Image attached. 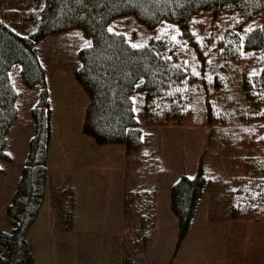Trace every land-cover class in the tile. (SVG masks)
<instances>
[{
  "label": "trees",
  "instance_id": "1",
  "mask_svg": "<svg viewBox=\"0 0 264 264\" xmlns=\"http://www.w3.org/2000/svg\"><path fill=\"white\" fill-rule=\"evenodd\" d=\"M4 1L12 6L6 10L16 8L14 3L20 2L21 13L15 14L21 22L13 25L21 30L0 16L3 161L12 160L8 141L20 116L19 93L11 69L19 64L23 83L38 86L39 91L30 108L33 130L27 155L0 225V264H35L27 232L45 199L51 116L47 70L39 42L49 34L73 27H81L87 37L77 47L74 63L76 79L88 95L84 133L101 145L124 144L131 154L146 141L143 124H177L189 118L210 124L219 120L237 126L255 123L247 127L252 152L244 161L246 171L234 178L238 184L246 180L251 189L225 192L226 196L211 204L210 220H221L225 213L226 218L253 216L251 201L264 208V132L259 133L264 129L260 125L264 121V0ZM127 14H133L151 30L147 40L135 43L125 31L110 26L113 18ZM164 24L175 30L161 28ZM248 51L258 54L249 71L242 62ZM214 55L220 61L217 71L211 70ZM216 100L219 110L215 108ZM128 159L127 168H131L135 160ZM210 184L216 183L201 164L194 174L183 173L171 183L170 207L177 218L178 234L167 264L186 236ZM74 199L71 183L52 190L55 223L62 230L73 226ZM123 208L125 221L128 216L134 231L130 239L109 237V260L140 264L138 255L147 248L156 221L153 191L127 190ZM216 210L222 218L215 216Z\"/></svg>",
  "mask_w": 264,
  "mask_h": 264
},
{
  "label": "rangeland",
  "instance_id": "2",
  "mask_svg": "<svg viewBox=\"0 0 264 264\" xmlns=\"http://www.w3.org/2000/svg\"><path fill=\"white\" fill-rule=\"evenodd\" d=\"M14 4L18 7V12L15 11L17 7L6 10L12 6L4 0H0V16L10 21L13 27L21 30L13 25L16 22H21L20 17L15 14L21 13V5L20 2ZM110 26L125 31L131 41L135 43L147 40L151 32L133 14L113 18ZM161 28L175 30L168 24L162 25ZM84 41H87V37L82 28L73 27L49 34L39 42L40 56L47 70L49 96L51 93L58 112L64 111L63 104L71 107L67 109H81V111V106L86 105V111L87 103L84 104L83 98L84 88L78 83L83 92L77 89L74 81L75 53L77 47ZM257 57V53L250 51L243 55L242 62H245L248 71L258 60ZM219 68L220 61L214 55L211 59V70L217 71ZM11 75L19 93L20 116L11 130L8 141V150L13 156L12 160L7 162L0 159L2 167L0 172V225L4 223L5 205L11 199L21 165L27 155L28 137L33 130L30 108L36 102L39 91L38 86L28 87L23 83L19 64L11 69ZM74 89H77V93ZM86 96L88 102L87 93ZM136 100L137 103L140 101L139 95L136 96ZM217 101L215 108L219 110ZM78 104L80 107H77ZM198 118L200 119V117ZM250 124L251 127L255 125V123ZM250 124L229 125L223 120L210 124L192 118L177 124H143L146 141L134 153L128 154L125 149L126 166L128 167V157L135 160V164L133 167L125 169V178L122 184L124 193L121 228L116 231H77L78 229L73 225L71 230L69 228L62 230L60 225L55 223L57 214L52 204V190L58 185H66L71 181L67 179L56 183L50 189V207L46 204L42 208L36 222L27 232L35 264H116V262L118 264V261L109 260L111 258L109 237L120 235L119 238L122 236L127 239L131 238L130 233H133L134 229L128 216L125 221L123 202L125 192L135 188L153 191L156 201L158 199L159 202V209L156 206V221L152 229V238L145 251L138 255L140 264H167L174 253L178 234L177 218L170 207L169 188L173 179H176L178 173H181V168L184 167L188 172L195 173L200 164L205 174L216 183L210 184L206 189V196L211 200L208 213L206 212V216L209 217L207 240L208 244H211L215 249L210 251L208 247H205L206 244L203 245L204 236H202L197 239L199 241L195 251L189 252L191 250L188 249L189 253L185 254L180 264H264V208L261 205H257L254 201L249 203L252 213H254L253 216H229L226 218L225 213L221 220H210L212 203L220 200L222 195L226 196L224 194L231 193V189L245 188L247 190L249 188L246 180L240 181L238 184L234 178L237 176L236 174L245 173L244 161L246 156L252 152L249 147L250 138H247L250 136L247 134V127ZM260 125H264V121H261ZM242 128L245 129L242 131ZM244 132L245 135H243ZM262 132L264 129H260L259 133ZM156 168L159 169L158 174L155 173ZM48 173L50 178L53 173L51 171ZM71 185L73 186L72 183ZM102 190L98 187V194H102ZM220 214V210L215 211L216 217L222 218ZM217 230L219 233H215ZM182 242L175 255L179 252ZM190 248L192 249L193 245ZM175 255L170 264H173Z\"/></svg>",
  "mask_w": 264,
  "mask_h": 264
},
{
  "label": "crops",
  "instance_id": "3",
  "mask_svg": "<svg viewBox=\"0 0 264 264\" xmlns=\"http://www.w3.org/2000/svg\"><path fill=\"white\" fill-rule=\"evenodd\" d=\"M74 81L77 89L82 91L83 89H81L76 76ZM77 89H74L75 93H77ZM83 98L85 100L84 104L88 103L86 101V91ZM50 104V139L46 164L48 172L51 171L53 174L50 175V178L49 176L47 178L46 195L40 212L46 204L50 207V189L52 186L68 179L73 184L75 191L73 225L78 229L77 231H116L120 229L124 193L122 184L127 167L124 144L111 143L101 145L95 141L93 136L83 132L82 126L86 105L81 106V111V109H67L71 107L63 104L64 111L58 112L53 103L51 93ZM77 107H80L79 104ZM181 170V173H178V177L183 173H194L188 172L184 167ZM98 187L103 189L102 194H98ZM210 202L211 200L207 198L205 190L198 203L192 224L182 240V246L172 261L173 264H180L185 254L195 251L199 241L197 239L202 236H204L203 245L206 244L205 247H208L210 251H214L215 247L211 244L210 246L207 240L209 217L206 216V212L208 213ZM156 206L159 209L158 199ZM215 233H219L218 230ZM192 245L193 248L191 249ZM188 249L191 251L187 252Z\"/></svg>",
  "mask_w": 264,
  "mask_h": 264
}]
</instances>
